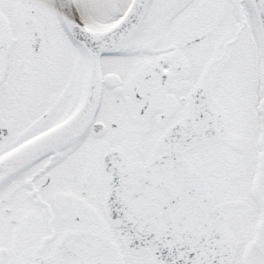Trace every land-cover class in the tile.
<instances>
[{
  "label": "snow or ice",
  "instance_id": "snow-or-ice-1",
  "mask_svg": "<svg viewBox=\"0 0 264 264\" xmlns=\"http://www.w3.org/2000/svg\"><path fill=\"white\" fill-rule=\"evenodd\" d=\"M0 264H264V0H0Z\"/></svg>",
  "mask_w": 264,
  "mask_h": 264
}]
</instances>
